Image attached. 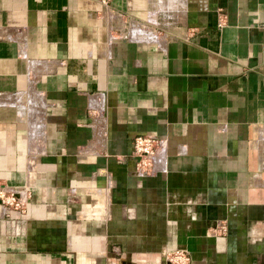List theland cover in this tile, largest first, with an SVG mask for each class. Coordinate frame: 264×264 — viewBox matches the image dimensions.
Listing matches in <instances>:
<instances>
[{"label":"crops","instance_id":"obj_1","mask_svg":"<svg viewBox=\"0 0 264 264\" xmlns=\"http://www.w3.org/2000/svg\"><path fill=\"white\" fill-rule=\"evenodd\" d=\"M0 185V264H264V0H0Z\"/></svg>","mask_w":264,"mask_h":264},{"label":"built area","instance_id":"obj_2","mask_svg":"<svg viewBox=\"0 0 264 264\" xmlns=\"http://www.w3.org/2000/svg\"><path fill=\"white\" fill-rule=\"evenodd\" d=\"M103 6H108L110 0H96ZM163 140L154 135H136L131 142L129 156L134 159V172L136 175H144L155 171L157 168V155L162 147ZM27 191L23 187L7 188L0 185V217L7 218L12 213L18 212L23 216L26 208ZM214 230L224 233V224L216 225ZM168 261L174 264H188L189 253L186 249H175L168 252Z\"/></svg>","mask_w":264,"mask_h":264},{"label":"rangeland","instance_id":"obj_3","mask_svg":"<svg viewBox=\"0 0 264 264\" xmlns=\"http://www.w3.org/2000/svg\"><path fill=\"white\" fill-rule=\"evenodd\" d=\"M168 257H169V255L164 254L163 256L160 257V259L163 260L165 262V264H174V263L167 260ZM188 264H190V261Z\"/></svg>","mask_w":264,"mask_h":264},{"label":"water","instance_id":"obj_4","mask_svg":"<svg viewBox=\"0 0 264 264\" xmlns=\"http://www.w3.org/2000/svg\"><path fill=\"white\" fill-rule=\"evenodd\" d=\"M160 263H161V264H165V262H164L163 260H160Z\"/></svg>","mask_w":264,"mask_h":264}]
</instances>
